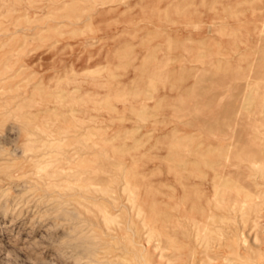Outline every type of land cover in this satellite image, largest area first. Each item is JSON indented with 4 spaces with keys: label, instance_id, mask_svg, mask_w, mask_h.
<instances>
[{
    "label": "rangeland",
    "instance_id": "374dc122",
    "mask_svg": "<svg viewBox=\"0 0 264 264\" xmlns=\"http://www.w3.org/2000/svg\"><path fill=\"white\" fill-rule=\"evenodd\" d=\"M0 264H264V0H0Z\"/></svg>",
    "mask_w": 264,
    "mask_h": 264
},
{
    "label": "bare ground",
    "instance_id": "6f19581e",
    "mask_svg": "<svg viewBox=\"0 0 264 264\" xmlns=\"http://www.w3.org/2000/svg\"><path fill=\"white\" fill-rule=\"evenodd\" d=\"M244 103H245V102H244ZM247 105H248V104H247ZM255 121H257V119H255V118L253 117L249 122L252 123V122H255ZM239 135H241V134H239ZM238 137H240V136H238ZM233 145H234V144H231V145H228V146H229V147H231V146L233 147ZM233 156H235V153H233ZM226 158H227V156H224V159H226ZM222 184L231 187V185H229L227 182H223ZM232 186H236V185L233 184ZM236 187L238 188V187H240V186L237 185ZM237 188H236V189H237ZM240 190H243V191H241V192L244 193V192H245L244 190H246V186H245V185H244V186H241V187H240ZM216 192H218V194H220L221 196H224V195L228 194V192H227L225 189H223V188H222L221 190H220V189H217Z\"/></svg>",
    "mask_w": 264,
    "mask_h": 264
}]
</instances>
